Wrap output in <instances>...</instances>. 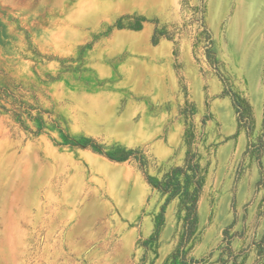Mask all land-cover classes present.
Here are the masks:
<instances>
[{
  "label": "rangeland",
  "instance_id": "obj_1",
  "mask_svg": "<svg viewBox=\"0 0 264 264\" xmlns=\"http://www.w3.org/2000/svg\"><path fill=\"white\" fill-rule=\"evenodd\" d=\"M0 264H264V0H0Z\"/></svg>",
  "mask_w": 264,
  "mask_h": 264
},
{
  "label": "trees",
  "instance_id": "obj_2",
  "mask_svg": "<svg viewBox=\"0 0 264 264\" xmlns=\"http://www.w3.org/2000/svg\"><path fill=\"white\" fill-rule=\"evenodd\" d=\"M78 145H80L81 147H90L94 151H97L100 153L99 146L95 144L92 140H83L82 142H78ZM130 155H131L130 151H127V152L120 151V152H117L116 154H110V155L108 154L107 156L111 160L121 162V161L127 160L130 157ZM166 181H165V184H166ZM167 189H168L167 187H164V191H167Z\"/></svg>",
  "mask_w": 264,
  "mask_h": 264
},
{
  "label": "crops",
  "instance_id": "obj_3",
  "mask_svg": "<svg viewBox=\"0 0 264 264\" xmlns=\"http://www.w3.org/2000/svg\"><path fill=\"white\" fill-rule=\"evenodd\" d=\"M239 3V0H236V5H238ZM236 13H237V10H236ZM236 17V15L234 16V18Z\"/></svg>",
  "mask_w": 264,
  "mask_h": 264
}]
</instances>
